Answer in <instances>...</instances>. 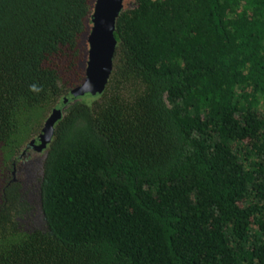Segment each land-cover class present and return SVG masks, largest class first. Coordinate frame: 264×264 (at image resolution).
I'll list each match as a JSON object with an SVG mask.
<instances>
[{
  "label": "trees",
  "instance_id": "obj_1",
  "mask_svg": "<svg viewBox=\"0 0 264 264\" xmlns=\"http://www.w3.org/2000/svg\"><path fill=\"white\" fill-rule=\"evenodd\" d=\"M94 4L0 0V186L62 110L45 225L5 187L0 264H264V0L125 3L104 91L75 97Z\"/></svg>",
  "mask_w": 264,
  "mask_h": 264
},
{
  "label": "water",
  "instance_id": "obj_2",
  "mask_svg": "<svg viewBox=\"0 0 264 264\" xmlns=\"http://www.w3.org/2000/svg\"><path fill=\"white\" fill-rule=\"evenodd\" d=\"M125 2L126 0H95L91 18L87 19L86 76L81 84L71 90L73 96L78 97L88 93L97 95L104 91L114 68L117 46L114 33L117 18ZM61 115L62 110L56 109L45 122L39 136L29 144L38 151L45 150L41 156L43 166L48 155L47 146L52 139L55 123Z\"/></svg>",
  "mask_w": 264,
  "mask_h": 264
},
{
  "label": "flooded vegetation",
  "instance_id": "obj_3",
  "mask_svg": "<svg viewBox=\"0 0 264 264\" xmlns=\"http://www.w3.org/2000/svg\"><path fill=\"white\" fill-rule=\"evenodd\" d=\"M125 3H127L129 6L131 5L130 0H127ZM44 151L45 150L38 151L31 145L26 146V148H24V150L22 151L21 155L18 156V158L16 159L14 163V168L10 172L9 177L7 178L8 182L6 184L3 183L0 186V200H2L3 191H5V187L8 188L16 182H19L23 185L22 190L25 196L24 199L29 203L30 206H32V208H30L25 204V202H23V208H26L24 212V217L26 216L25 218L28 223L32 219H35L37 216H40V206L36 202L40 196V182L42 181L43 177V165L41 163V156L44 154ZM10 204L12 205V203ZM18 218L21 219L20 221L24 222L22 217L19 216Z\"/></svg>",
  "mask_w": 264,
  "mask_h": 264
},
{
  "label": "rangeland",
  "instance_id": "obj_4",
  "mask_svg": "<svg viewBox=\"0 0 264 264\" xmlns=\"http://www.w3.org/2000/svg\"><path fill=\"white\" fill-rule=\"evenodd\" d=\"M126 1H127V0H126ZM130 1H131V3L134 2V0H130ZM38 218H39L38 220H40V221H39V223H38L37 225L40 226V227H43V226L45 225V222H44V221L42 222V218H43V216L40 215Z\"/></svg>",
  "mask_w": 264,
  "mask_h": 264
}]
</instances>
